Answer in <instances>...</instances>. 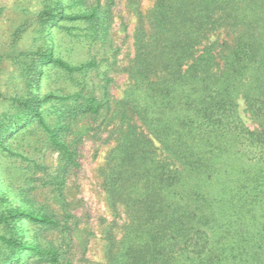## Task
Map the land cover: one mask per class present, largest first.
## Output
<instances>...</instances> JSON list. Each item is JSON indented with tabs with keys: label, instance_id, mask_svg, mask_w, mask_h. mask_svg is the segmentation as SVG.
<instances>
[{
	"label": "trees",
	"instance_id": "1",
	"mask_svg": "<svg viewBox=\"0 0 264 264\" xmlns=\"http://www.w3.org/2000/svg\"><path fill=\"white\" fill-rule=\"evenodd\" d=\"M111 3L97 0L69 18L87 20L94 38L110 44ZM133 40L134 56L119 67L130 80L123 97L98 99L79 82L66 122L56 127L26 106L64 170L79 165L64 138L73 122L107 109L114 129L106 141L115 146L104 178L110 205L125 215L121 237H110L107 264H264V164L253 165L244 151L264 149V0H156L140 14ZM44 58L71 73L99 67L96 60L72 66L50 53ZM111 80L107 74L104 87ZM240 99L257 128L238 116ZM22 214L70 228L54 213L14 216ZM0 241L40 263L72 264L56 246Z\"/></svg>",
	"mask_w": 264,
	"mask_h": 264
},
{
	"label": "rangeland",
	"instance_id": "2",
	"mask_svg": "<svg viewBox=\"0 0 264 264\" xmlns=\"http://www.w3.org/2000/svg\"><path fill=\"white\" fill-rule=\"evenodd\" d=\"M96 1L0 0V217L6 218L0 222V236L59 247L67 251L72 264H107L110 237H121L125 215L110 205L104 178L115 146L113 138L106 141L114 123L107 122L106 108L101 115L83 114L74 121L64 138L77 151L79 165L64 170L49 134L26 106L33 104L56 127L66 122L65 111L69 112L83 84L87 94L98 99L123 97L130 80L122 68L135 53L133 36L140 14L151 10L156 0H111L110 44L94 38L87 20L69 18ZM46 53L72 66L96 60L99 67L71 73L44 58ZM116 61L117 66L110 68ZM107 74L112 80L106 88ZM238 116L251 130L258 127L242 99ZM79 127L84 128L80 136ZM250 150L244 149L246 158L261 167L264 149ZM157 156L164 159L166 154L158 150ZM54 181L63 182L59 187ZM20 210L54 213L70 228L61 231L25 214L14 216ZM28 251L0 241V264H44Z\"/></svg>",
	"mask_w": 264,
	"mask_h": 264
}]
</instances>
